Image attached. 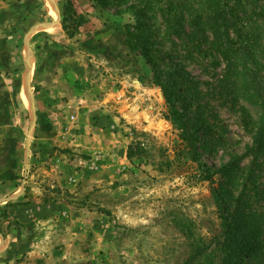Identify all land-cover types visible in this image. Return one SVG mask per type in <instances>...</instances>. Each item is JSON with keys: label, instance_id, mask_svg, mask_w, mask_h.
Returning <instances> with one entry per match:
<instances>
[{"label": "rangeland", "instance_id": "374dc122", "mask_svg": "<svg viewBox=\"0 0 264 264\" xmlns=\"http://www.w3.org/2000/svg\"><path fill=\"white\" fill-rule=\"evenodd\" d=\"M41 1L0 0V234L10 242L0 264H221L219 197H238L241 184L264 247V165L248 154L262 111L230 85L220 90L226 63L188 15L172 13L183 0H73L87 23L52 50L43 37L30 42L24 56L37 75L20 97L13 81L26 61L7 57L3 43L21 52L10 28L27 33L28 16H45ZM220 9L227 16L223 1ZM163 86L178 96L187 131L194 112L206 119L197 153ZM232 163L251 167L236 188L223 171ZM245 264H264V254Z\"/></svg>", "mask_w": 264, "mask_h": 264}, {"label": "trees", "instance_id": "16d2710c", "mask_svg": "<svg viewBox=\"0 0 264 264\" xmlns=\"http://www.w3.org/2000/svg\"><path fill=\"white\" fill-rule=\"evenodd\" d=\"M89 1L96 7L108 4V0ZM222 1L229 6L227 16L223 15L224 11H220ZM229 1L183 0L182 4L180 1L176 2L172 13L175 12V17L188 15L192 33L203 34L204 44L218 53L226 63V73L221 82L228 84L222 85L220 90L230 85V88H225L229 93L239 94L240 97L260 106L262 113L256 122L253 146L248 152L254 157L255 166L259 167L264 165V81L261 77L264 73V0H234L232 5L228 4ZM65 11L63 28L67 37L73 38L87 23V18L76 11L73 0H66ZM208 31L213 34L211 38L206 36ZM199 50L206 53L204 47L199 46ZM185 75L188 76L187 73ZM163 90L166 101L173 108V121L184 129L187 139L191 142L190 146L197 153V132L209 129V126L205 125L206 119L197 116V111L194 112L192 117H188L194 124L190 132L187 131L189 127L184 122L187 115L176 109L178 96L168 86H163ZM204 109V106H199L198 111ZM250 169L251 167L245 168L232 163L224 167L223 171L230 187L236 188L240 185L239 178ZM253 170L251 174L254 173ZM241 185L238 197L235 198L231 191L219 197L223 231L216 238L215 252L221 264H245L246 256L261 262L264 254L263 244L253 238V234L258 232L254 214L246 212L242 206L249 203L248 184Z\"/></svg>", "mask_w": 264, "mask_h": 264}, {"label": "crops", "instance_id": "0c3cea01", "mask_svg": "<svg viewBox=\"0 0 264 264\" xmlns=\"http://www.w3.org/2000/svg\"><path fill=\"white\" fill-rule=\"evenodd\" d=\"M40 3L41 6L44 7L45 11L43 10V12H45L44 13L45 16H43V18L41 17L42 19L38 18L37 16L38 13H33L32 15L28 16L26 18L28 24L24 23L27 26L29 25L28 26L29 30L27 33H26L27 30H24L25 28L22 25L19 27H17L18 26L17 25L15 28L14 27L10 28V32L13 31L15 32L17 30L20 32V37L18 39V42H22L23 44V46L21 47V52L20 49H16L17 44L11 43L9 39L5 40V43H3V45L5 46V54L7 57L16 58L17 54L19 55L21 54L22 56L21 58L24 57L26 61L25 63L26 69L22 71L21 81L19 79L14 80L13 78L14 80L13 82L17 83V86H19L20 97L22 96L23 88H25V86L26 88L30 87L35 76L37 75V65H35V61L33 63V59L30 57V55H28V57L24 56L26 49L29 50L30 52L33 49L31 47L30 42L35 39L36 41H38V39L43 37V44L41 43V45H43L47 50L50 49L52 50L53 48H56V46L58 47L61 44H63L65 42V39L63 38L67 36L63 28V18L66 15V11H65L66 0H42ZM5 67L7 70L11 72L12 71L14 72L17 69V66L13 61L11 64L6 65ZM26 110L28 111L30 116L32 112H35L36 110L35 105L33 104L32 101L30 102V106L26 105ZM20 214L22 215L21 218L25 217V214H23V212H19V215ZM23 228H26V226L25 227L23 226ZM9 243L10 242L8 241L6 245L3 235L0 234V259L3 258L5 253L8 251Z\"/></svg>", "mask_w": 264, "mask_h": 264}, {"label": "bare ground", "instance_id": "6f19581e", "mask_svg": "<svg viewBox=\"0 0 264 264\" xmlns=\"http://www.w3.org/2000/svg\"><path fill=\"white\" fill-rule=\"evenodd\" d=\"M24 99L27 100L26 96H24ZM28 101V100H27Z\"/></svg>", "mask_w": 264, "mask_h": 264}, {"label": "water", "instance_id": "95a60500", "mask_svg": "<svg viewBox=\"0 0 264 264\" xmlns=\"http://www.w3.org/2000/svg\"><path fill=\"white\" fill-rule=\"evenodd\" d=\"M27 88H29V87H27Z\"/></svg>", "mask_w": 264, "mask_h": 264}]
</instances>
